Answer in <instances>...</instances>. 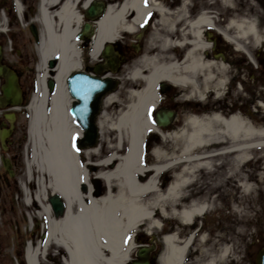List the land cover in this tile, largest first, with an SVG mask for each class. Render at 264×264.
Returning <instances> with one entry per match:
<instances>
[{"label": "bare ground", "instance_id": "6f19581e", "mask_svg": "<svg viewBox=\"0 0 264 264\" xmlns=\"http://www.w3.org/2000/svg\"><path fill=\"white\" fill-rule=\"evenodd\" d=\"M222 1L226 5L230 3V0ZM156 11L164 20L166 12L158 7ZM145 13L141 0H128L118 8L109 7L91 37L89 55L92 61L100 57L105 44L113 42L119 32L132 30L127 23L131 14L134 15V23L139 22ZM208 21V16L201 14L195 21L186 23L189 41L181 44L161 41L160 48L164 50L174 45H187V52L180 62L158 56L142 57L127 76L133 89L128 91L127 106L119 111L115 119H103L104 111L98 116L100 136L104 123L109 124L116 145L106 158L95 165L107 187L97 196L89 185L88 172L77 162L79 152L72 146V141L80 137L81 130L68 113L72 99L65 86L67 77L82 69L79 42L76 40L80 21L69 2L52 14L44 9L41 11L37 45L39 75L36 78V93L28 105L31 159L26 161V176L27 181L31 180V169L34 167L36 172L49 178L48 187L38 179L39 188L32 196L38 203L46 200L47 188L65 201V213L61 218L54 220L48 205L42 207L41 215L48 221L45 246L54 245L60 251L64 250L67 254L66 264H128L135 248L132 234L143 224L146 225L145 229L158 227L157 222L152 220V211L158 209V217L163 220L167 214V204L180 202L187 197L185 195H189L186 190L195 182L197 171L203 166L210 167V161L205 156L206 149L221 145L224 138L222 145L225 150L218 155L228 154L231 156L230 163L239 165L246 163L252 151L264 148V129H256L239 114L224 118L212 113L198 118L191 115L195 111L190 110L183 117L188 128L172 129L168 133L153 127L148 120L150 110L159 102L156 88L161 83L188 90L190 96L197 94V99L203 101L204 96L198 91L200 78L203 91L212 90L216 96L221 95L225 67L219 63H209L201 56L206 45L201 40L200 30L207 26ZM165 23L168 30L173 29L172 22L166 20ZM229 26L236 33L234 39L249 33L256 43L259 41L252 24L231 21ZM227 39L231 42V39ZM234 46L239 48L236 43ZM213 70L218 71L217 80L212 75ZM50 71L51 92L47 85ZM114 98V93L107 94L102 99V109ZM149 132L158 134L162 140H170L173 145L171 149L154 148L152 160L145 164L142 144ZM122 145L125 151L119 156L118 150ZM90 152L97 154V150L93 149L86 155ZM260 161L254 162L252 168H256ZM177 166L180 174L173 176L169 184L160 190L159 175ZM224 177L231 184L229 166H226ZM255 177L257 181L262 178L260 174ZM235 181L243 195L251 194L255 188L252 182L247 183L244 179ZM22 187L26 193V186L22 184ZM227 189L232 196L241 198L231 185ZM241 199L237 202H242ZM25 202L27 205L30 203L26 195ZM208 202L196 200L189 207H182L178 213L181 222L191 226L198 216L208 210ZM164 244L165 264H179L189 241L178 244L171 234L164 238ZM39 255H42V251L38 246H28L26 263L39 264Z\"/></svg>", "mask_w": 264, "mask_h": 264}, {"label": "flooded vegetation", "instance_id": "af4514ba", "mask_svg": "<svg viewBox=\"0 0 264 264\" xmlns=\"http://www.w3.org/2000/svg\"><path fill=\"white\" fill-rule=\"evenodd\" d=\"M52 1L54 4H50ZM126 1L128 0H0V26L4 29L18 30L15 39L18 41L21 39L30 44L35 42L34 36L38 35L41 28L39 20L43 9L52 14L69 2L79 18V28L88 25L91 29H95L99 21L88 12L89 8L92 7L98 12L103 9L106 11L109 7L118 8ZM199 3H201L199 0H141L142 7L146 9L144 17L139 22L132 23L134 15L129 14L127 23L132 26V30L119 32L116 36L111 45L110 55L114 59L112 65L114 70L110 69L111 62L107 65L106 60H103V72L115 80L121 79L122 75L132 70L144 56H158L180 62L186 54L187 46L174 45L164 50L160 48L159 43L162 40H169L173 44L189 41L188 30L185 35L182 31L188 21L195 20L202 12L200 8L198 9ZM156 7L166 12L164 20L156 11ZM204 10L209 18L205 31L207 61L219 63L225 67L223 96L217 98L210 90L209 102L212 108L226 110V107L230 105L229 113L240 109L255 108L264 100V0H230L227 5L222 0H206ZM235 18L245 23L250 22L249 19L254 21L253 26L259 37L257 44L254 43V38L249 33L234 39L236 33L229 23ZM166 20L173 23L172 30L166 28ZM227 38L231 39V42ZM87 40L81 42L82 49L86 48ZM234 43L238 44L239 48H235ZM93 67L94 65L86 66V70L93 71ZM212 75L215 80L218 79V71L213 70ZM0 82L2 84L3 79H0ZM235 91L239 93L237 96L233 94ZM0 110V128H9L12 125L13 134L19 115L14 113L15 117L11 122L6 118L11 109ZM173 111L177 115L176 109ZM229 113L225 112L226 115ZM6 145V152H10L14 147L13 140L7 139ZM106 155V153H100L99 157H91L88 161L83 159V165L93 164L98 158ZM9 161L11 169L15 172V159L10 157ZM0 169V182L9 184L10 181L7 180L14 179L15 173L13 172V177H9L2 165ZM95 172V167L92 165L88 167L90 176L88 180L91 181L92 186L97 188L101 182L96 179ZM240 199L228 195L222 197L195 196L189 199L191 201L218 200L220 202L218 208L222 209V212L215 210V215L224 221L210 224L214 226L211 229L200 227L190 231L179 229V232H175V240L178 244L189 241L179 264H259L260 241L254 233L251 234L243 228L242 219L235 218L241 209L244 210L242 208L243 199H241L242 202H237ZM203 220L207 221L204 217ZM17 225L18 222L15 221L14 227ZM192 225L197 224L193 221ZM1 226L7 227L8 224ZM172 233L171 229H161L158 247L154 246L146 254L149 264H165L164 238ZM1 242L0 235V264H11L9 256L3 253ZM136 242L139 243L137 248L149 247L154 240L143 235H136ZM20 250L21 241L18 235L13 258L20 256ZM131 260H134V257Z\"/></svg>", "mask_w": 264, "mask_h": 264}, {"label": "rangeland", "instance_id": "374dc122", "mask_svg": "<svg viewBox=\"0 0 264 264\" xmlns=\"http://www.w3.org/2000/svg\"><path fill=\"white\" fill-rule=\"evenodd\" d=\"M201 3L198 5V9L200 8L201 11L206 9V0H199ZM234 21L236 23H239L241 20L235 18ZM250 24H253L254 21L249 19ZM203 29L200 30V32ZM206 30V29H205ZM19 32L15 29H8L6 37H0L2 38V43L0 44L2 47V65L6 67H10L11 69L16 68L18 72H20L21 77L19 79L20 86L24 92L25 96V106L21 107L19 109V123L17 125L16 134L13 138L14 141V147L13 149L7 153L6 157H12L15 158L16 161V177L14 178L13 182L8 185L7 188H0V197H2L1 202H4V207L8 206V202L11 205L12 211H8V207L6 209V214H0V222L2 224H8L7 227H1L0 230H2L1 235L3 242L2 248L4 255H8L10 258L11 264H24L23 259L21 258L18 260L13 259L14 255V245L16 243V238L19 235L20 241H21V247H23V238L29 239V230L32 224H34L35 220H37L40 225L38 228V231L33 232V236H31L33 243V246L36 244L39 245V251H43V246L45 245V234H46V224L47 219L42 213V207H46L48 205V200H44L41 203L36 202L34 199H32V205L30 207H26L23 203L24 194L21 189L22 184L26 186L30 194L33 196L35 192L38 190L40 184H38V179H41L43 181V185L49 186V178L46 175H42L35 171V168L33 167L31 169V180L27 181L26 179V163L25 160L30 161L31 159V149L29 145V135H28V124H29V111H28V105L33 97V95L36 93V78L39 75L37 68L40 63L39 56L37 52L36 43H30L23 40H17L15 39V36ZM183 35L187 33V29L185 26V29H183ZM230 33H232L230 31ZM233 34V33H232ZM236 35V34H235ZM188 36V35H186ZM201 40L206 45V40L201 37ZM16 48V49H15ZM87 52V53H86ZM84 52V55L82 56L84 63L82 64L81 71H86V63L87 60L91 61L90 56L87 55L88 52H90V47ZM206 52L205 49L203 52H201V56L206 61ZM99 59V58H98ZM55 63V61H53ZM126 65V63L124 64ZM49 68H51V65L48 64ZM80 71V72H81ZM129 74V73H128ZM128 74H123L121 79H118V86L114 93V102L112 101L110 104H108L104 109V118H109L110 120L115 119L116 116L119 114V111L124 109L127 106L128 103V92L123 91L124 82H128L127 76ZM125 75V76H124ZM50 82L52 83V72H49V78L47 79V85L48 90L52 91V86H50ZM1 86V82H0ZM198 88L199 92L203 94L204 100L200 101L197 99V94L189 95L188 90H180L179 88H173L174 90H171L167 93H164L165 97L162 101H160L159 108L161 109H176L177 111V119L178 121L175 122V124L172 126L173 130H186L188 127L185 124V119H183L184 114L188 113L190 109L193 107L196 113V117L203 118L204 116H209L212 113H218L222 117H225V112L228 110L230 111V105L229 107H226L225 109H220L215 111L214 108H212V104L208 101L209 99V90L203 91L202 89V81L199 78L198 81ZM225 90V88L222 89V92ZM181 93H183L181 95ZM234 96H237L239 93L236 91L233 93ZM160 95V94H159ZM160 97H163V95ZM210 104V105H209ZM222 111V113H221ZM235 111V110H233ZM241 114L244 116V120L248 121L251 125H253L256 129H264V100H262V106L257 107L254 109H241ZM231 113V112H230ZM229 113V114H230ZM236 114L235 112H232ZM250 114V115H249ZM256 115V121H253L252 115ZM192 115V114H191ZM190 115V116H191ZM224 115V116H223ZM189 116V115H188ZM181 119H183L181 121ZM109 124L104 123L102 131H101V138L99 137L98 146L102 151L108 150L111 151L113 147L116 145L115 143V136L112 133L111 129L108 127ZM170 129V128H169ZM166 130L165 132L168 133L170 130ZM171 129V130H172ZM147 141L144 148V156L143 159L145 160V164L150 162L153 158L152 150L154 148H165V149H171L173 143L170 140H162L157 134H151V132L148 133ZM154 137V138H153ZM225 139H221V145H217L215 147L209 148L205 150V156H207V160L210 161V167H202L200 168L196 173V179L195 182L189 186L186 190V193L189 195H185L187 197L182 198L179 200L180 202L172 203L170 202L167 204L168 210L166 217L162 220L158 217L157 210L152 211V220L153 222L156 221L158 224V227L154 226L148 229L146 228V225L143 224L140 228H143L141 231L139 228L138 234H144V232L148 233L150 237L153 238V240L156 242V245L158 244V238H154L155 234H157L159 237L160 230L162 228L171 229V232H179L180 230H186L190 231L196 228H214V226L210 224H214L220 221H224L223 219L217 218L215 215V210L222 212V209L218 208L220 205L219 201L216 200L212 203L210 201L208 204V210L205 211V213L202 215V217H197L194 222H196L197 225L195 226H186L184 223L181 222L178 213L179 210L182 207H189L191 204L190 198H193L197 196L198 194L200 196H208V197H222V196H232L227 189V186H230L235 188V190L238 192V195H241L240 197L244 199L245 203L242 204V208L244 210H240L239 214L235 216V218H239L243 220V228L247 231H250L251 234H255L258 240L260 241L261 248L264 249V148L263 149H256L252 151V153L249 154L250 157H252V160L250 162H246L239 165H233L230 163L229 159H231L230 155L221 156L218 155L219 153H222L223 150H225V146L222 145L224 143ZM29 145V146H28ZM97 147V148H98ZM125 151V146L122 145L121 148L118 150L119 155L123 154ZM92 153V152H90ZM80 158H81V153ZM260 161L259 164L256 165V168H252V165L255 164L254 162ZM226 166H229V174L231 177V184L227 182V177L225 179L224 172L226 171ZM180 174L179 172V166L171 169L168 173L165 175H162L159 179V188L160 190H163L165 186L168 184V181L172 179L173 176H177ZM257 174H260L262 177L259 181H257V178L255 177ZM255 175V176H254ZM238 176V177H236ZM244 179L247 183H253L255 186L253 192L248 195H243L241 193V190L237 187L235 180H241ZM46 192H50L47 188ZM252 197V198H251ZM246 199V200H245ZM202 204V203H201ZM216 204V205H215ZM156 205L157 204H153ZM213 207V209H211ZM3 212V211H2ZM10 212V213H9ZM27 216H30L31 222L27 218ZM52 216V214H51ZM216 216V217H215ZM203 217L207 219V221L203 220ZM53 218V216H52ZM17 221L18 225L17 227H14V222ZM149 225V222H146ZM0 225V226H1ZM11 225V227H10ZM241 228V229H243ZM17 231H19V234H17ZM148 236V238H150ZM158 247V245H157ZM59 248L54 245H48L46 247V251L44 254L39 255V264H63L62 257L65 254L62 251H58ZM136 250V249H135ZM135 252V251H134ZM133 252V253H134ZM63 254V255H62ZM61 255V257H60Z\"/></svg>", "mask_w": 264, "mask_h": 264}, {"label": "water", "instance_id": "95a60500", "mask_svg": "<svg viewBox=\"0 0 264 264\" xmlns=\"http://www.w3.org/2000/svg\"><path fill=\"white\" fill-rule=\"evenodd\" d=\"M89 12L90 14H93L91 8L89 9ZM88 29V26H85L83 32H87ZM108 52L109 47H106L104 54L107 55ZM0 76L5 78V85L2 88L4 100L10 105H19L20 90L17 84L16 75L9 70H4L0 66ZM66 83L70 96L76 100L71 106L69 112L84 131V138L82 140L85 143L84 146H94L98 136L97 128L94 124V118L99 112V101L105 93L113 88V84L110 79H100L82 72L69 76ZM171 116V112L157 114L155 118L156 124L158 126H166L169 123ZM5 134L6 133L4 132L3 136ZM4 165L8 167L7 162L5 161ZM49 203L56 217L63 213V203L57 195L50 197ZM143 253L144 251L141 250L138 253V256L141 257ZM260 264H264V250L260 255Z\"/></svg>", "mask_w": 264, "mask_h": 264}]
</instances>
